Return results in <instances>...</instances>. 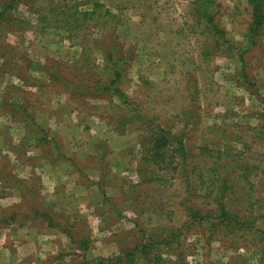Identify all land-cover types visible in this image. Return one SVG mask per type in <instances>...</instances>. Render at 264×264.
I'll return each instance as SVG.
<instances>
[{"label": "rangeland", "instance_id": "rangeland-1", "mask_svg": "<svg viewBox=\"0 0 264 264\" xmlns=\"http://www.w3.org/2000/svg\"><path fill=\"white\" fill-rule=\"evenodd\" d=\"M193 1L66 0L84 10L104 3L118 15L84 23L78 17L75 28L58 13L59 1L19 0L10 15L21 28L1 32L3 43L17 50L0 48V264H99L164 229L172 232L169 245L152 250L163 264H264V218L239 237L209 233L205 223L187 227L193 199L164 167L176 142L161 151L164 169L152 168L158 182H146L154 172H138L139 142L154 125L177 133L197 163L202 145L236 147L249 178L237 183L252 198L236 190L235 203L264 198V29L241 61L250 17L245 0H214L224 30L218 48L194 20ZM38 13L47 14L49 28L37 30ZM102 31L130 58L122 89L133 104L121 105L102 90L76 97L52 77L58 62L74 58L72 69L60 68L64 75L79 85L103 82ZM37 64L48 71L35 70ZM199 194L194 204L207 209L211 200L204 190ZM63 224L87 240V249L69 239ZM138 257L135 264H150Z\"/></svg>", "mask_w": 264, "mask_h": 264}, {"label": "trees", "instance_id": "trees-1", "mask_svg": "<svg viewBox=\"0 0 264 264\" xmlns=\"http://www.w3.org/2000/svg\"><path fill=\"white\" fill-rule=\"evenodd\" d=\"M57 1L59 2H55V6H59L60 8L58 9V13H66L63 21L67 24L73 23V27L75 28L80 25L78 17H80L79 19L82 23H84V20L88 21L92 18V16L97 14L105 15L111 20L114 19V16L118 17V15L113 14L111 9L106 7L104 3L91 2V9L84 10L77 8L76 5L74 6L75 8L69 7L66 5V0ZM18 3L19 0H0V24L4 22L6 24V26L0 27V48L2 46V50L5 51L7 49L15 51L17 50L16 46L14 47L13 45L3 43L5 35H3L1 32L3 28L5 30L4 32L18 33L16 27L21 28L19 26L22 22L10 15V13L15 10ZM214 3V0H194L191 3V13L198 25H202L209 35L212 34L215 42L214 44L218 48V44H221L218 39L222 36L224 37V30L218 26V23L215 19L217 10H214ZM245 3L248 6L250 17L243 34L246 47L243 51H239L238 54L241 61H243L245 53L251 51L255 47H258L257 45L260 42L259 39L261 37V32L264 29V0H245ZM63 7L64 9L62 10ZM102 7H105V9L100 10ZM47 14H52V12L49 11ZM47 14H36L37 30H40L39 28L42 27L40 25H43L45 28H49L50 24H48L49 19H47ZM87 29L89 28L86 25L83 30ZM64 31L67 33L66 29ZM109 39V35L107 34L106 36V32L102 31L99 38L100 44L102 45L98 51L102 61V66L100 69L103 71L102 75L105 76V80L101 78L103 82H101V80L97 82L91 81L94 82V85H92L90 80H84L81 83L82 85H79L78 78L73 76L69 78L64 75L62 69L60 68L66 66L68 70L72 69V62L74 58H68V60L65 61V65H63L62 62H58L56 64L57 71L52 77L61 83H65L69 88V92L76 97L83 96V93L87 91L89 95H100L102 90L105 92V94L109 93L108 97L117 99L121 105L125 106L129 105L130 103L133 104V100L130 99V97L122 89L123 79L128 67L127 62L130 60V58L124 54L120 45L115 42L114 44H110ZM77 46L78 44L74 45V47ZM15 53H17V55L20 54L19 51ZM17 55L10 57L8 54H4L3 58L6 61L11 59H14L15 61ZM21 57L25 62L24 66L29 68L30 61L27 59V57L24 58L23 55ZM46 67L48 66H40V64H37L35 65L34 69L38 71H48ZM172 141L176 142V146L170 151L171 162H168V164L164 167H166V169H172V172L178 174L177 176L182 179L186 196L189 197V201L193 199V204L188 208V215L190 218L188 222L190 221V224H188L187 227L205 223L209 233L212 231L214 233L222 232L225 235H236L239 237L236 233H239L241 236L243 230H250L255 225L254 222L257 221L258 218H264V212H262L264 207V198L255 199L253 203L249 200L245 204H243L240 199L237 201V203H235L236 190H238V196L248 198L252 197L249 196L248 192H243L237 183L241 177L243 179L248 178L246 171L248 166H246L245 162L241 163L242 154L239 152V150L236 147L229 146L228 144H223L221 149H211L202 145L199 147L198 153L200 162L197 163L195 160H193V157L196 156V153H191L190 150L184 146L179 136H177V133H172L171 131L164 130L162 128L157 129L153 125L142 134L141 141L139 142L140 154L138 162H140L141 166L138 168V172H154V175L148 178L146 182H158L161 179L160 174L155 171L164 169V167H160V161L163 156L161 151L165 149V146L168 145L169 142L172 143ZM239 154L240 156L238 157ZM152 168H155L156 170L153 171ZM237 171L238 174L236 175L235 173ZM192 175L196 181H192ZM260 178H262V176H260ZM248 181L246 180L247 184H249ZM202 190H204L206 198L211 200V202L206 206L207 209L194 204V201L196 204H198L197 201L200 195L199 193ZM255 207L256 210L260 212H253ZM37 214L40 215V213ZM253 214L256 215L254 216ZM41 215L49 217L46 213H41ZM48 220L49 224H52L51 217H49ZM56 226L58 225L56 224ZM58 227L62 229L63 226ZM67 227L68 225L65 224L64 233L69 237V239L72 240L73 243L77 241L76 243H79V246H82V251L87 249V240L85 241V239L82 237L76 239L75 236H73V233ZM164 230L163 236L159 237L158 235L154 237V234H149L146 236V241L138 244L132 249L126 250L123 253V256H117L116 258H113V260H111L110 257L106 260L99 259V264H135V259L138 256V258L142 259L143 261L146 260L150 264H163V259L160 258V255L152 252V250L158 245H169V236L172 232L169 233V229Z\"/></svg>", "mask_w": 264, "mask_h": 264}]
</instances>
